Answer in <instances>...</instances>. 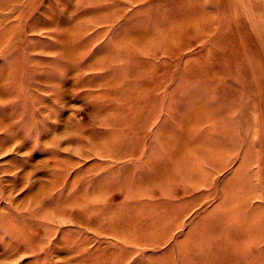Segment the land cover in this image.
<instances>
[{"label": "rangeland", "instance_id": "obj_1", "mask_svg": "<svg viewBox=\"0 0 264 264\" xmlns=\"http://www.w3.org/2000/svg\"><path fill=\"white\" fill-rule=\"evenodd\" d=\"M0 264H264V0H0Z\"/></svg>", "mask_w": 264, "mask_h": 264}]
</instances>
